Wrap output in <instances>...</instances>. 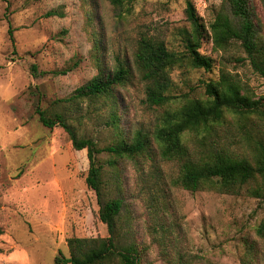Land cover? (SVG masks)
Returning a JSON list of instances; mask_svg holds the SVG:
<instances>
[{
    "label": "rangeland",
    "instance_id": "374dc122",
    "mask_svg": "<svg viewBox=\"0 0 264 264\" xmlns=\"http://www.w3.org/2000/svg\"><path fill=\"white\" fill-rule=\"evenodd\" d=\"M191 1L209 30L200 53L213 67L175 68L176 100L151 107L135 63L138 43L150 37L184 51V30L190 29L186 0H129L123 8L106 0H0V264H56L57 257H70L71 238L108 236L96 193L86 184L87 151L74 150L63 128L45 127L38 108L50 116L64 113L79 136L101 148L138 133L149 138L151 151L134 159L98 156L107 197L124 202L120 230L139 246L142 264H264V201L252 197L248 186L236 195L175 186L178 163L161 158L154 138L167 109L204 99L205 84L223 72L251 99L264 101V78L241 45L215 48L210 25L223 0ZM251 4L264 46V0ZM119 62L132 75L114 99L67 102ZM63 70L69 72L55 74ZM112 114L118 128L111 126ZM218 130L219 148L233 158L253 159L257 142H264V120L255 117L241 121L230 115ZM185 138L196 157L205 159L198 137Z\"/></svg>",
    "mask_w": 264,
    "mask_h": 264
},
{
    "label": "trees",
    "instance_id": "16d2710c",
    "mask_svg": "<svg viewBox=\"0 0 264 264\" xmlns=\"http://www.w3.org/2000/svg\"><path fill=\"white\" fill-rule=\"evenodd\" d=\"M116 8L127 6L129 0H106ZM186 19L190 29L184 30V51L171 50L163 40L143 37L135 54V63L141 80L146 84L147 103L151 107L169 106L176 100L172 93V71L191 66L211 70L213 60L202 55L203 40L210 37L194 3L186 0ZM48 16H53L50 12ZM212 39L217 49H225L237 42L247 54L253 69L264 78V46L259 37L251 0H223L222 8L210 25ZM12 35V31H10ZM13 37V36H12ZM36 75L37 67H32ZM69 70L55 72L65 75ZM132 71L119 62L109 74H99L77 88L67 99L74 104L86 99H114V92L130 80ZM204 99H187L177 109H167L155 131L154 138L164 161L178 163L180 174L175 186L191 192L214 190L236 195L245 187L247 192L264 201V142L258 141L254 158H233L227 150L220 149L215 139L218 127L228 116L255 117L264 120V101L251 99L234 76L223 72L219 80L205 84ZM40 122L47 128H63L70 136L76 151H87L89 170L87 186L96 193L100 206V220L108 228L107 237L71 238L68 241L70 257H57L56 264H142L141 250L136 243L127 241L119 223L124 208L121 198H108L104 181L105 167L98 156L107 153L116 158L134 159L151 151L150 140L142 133L132 139L120 137L116 142L99 147L92 138L81 137L64 113L52 116L37 109ZM111 126L118 128L115 114ZM193 133L206 147L205 159L197 158L187 144L186 135ZM208 141H210L208 143ZM110 165L112 163L110 162ZM264 233V225L261 227Z\"/></svg>",
    "mask_w": 264,
    "mask_h": 264
}]
</instances>
